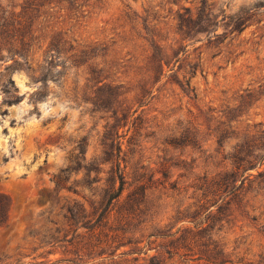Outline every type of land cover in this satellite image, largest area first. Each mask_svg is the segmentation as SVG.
I'll use <instances>...</instances> for the list:
<instances>
[{
	"label": "rangeland",
	"instance_id": "1",
	"mask_svg": "<svg viewBox=\"0 0 264 264\" xmlns=\"http://www.w3.org/2000/svg\"><path fill=\"white\" fill-rule=\"evenodd\" d=\"M0 194V264H264V0H0Z\"/></svg>",
	"mask_w": 264,
	"mask_h": 264
},
{
	"label": "trees",
	"instance_id": "2",
	"mask_svg": "<svg viewBox=\"0 0 264 264\" xmlns=\"http://www.w3.org/2000/svg\"><path fill=\"white\" fill-rule=\"evenodd\" d=\"M120 189H121V187H120ZM120 191L109 194V197H110V195H111V197H113V196L119 194ZM9 207H10V202L7 200V198L4 195L0 194V225H2L5 222V220L7 219Z\"/></svg>",
	"mask_w": 264,
	"mask_h": 264
}]
</instances>
